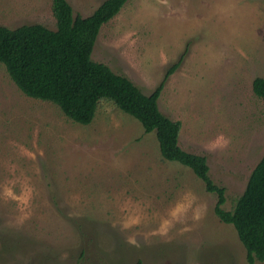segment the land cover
<instances>
[{"label": "rangeland", "instance_id": "obj_1", "mask_svg": "<svg viewBox=\"0 0 264 264\" xmlns=\"http://www.w3.org/2000/svg\"><path fill=\"white\" fill-rule=\"evenodd\" d=\"M52 1L0 0V25L56 29ZM68 1L87 16L104 0ZM183 54L159 108L182 121L180 146L206 155L232 209L264 152V100L252 86L264 77V0H127L101 27L92 57L149 94ZM220 134L228 147L207 151ZM9 188L31 190L23 210ZM188 192L201 218L190 211L167 235H153ZM217 201L191 167L162 155L155 131L114 102L101 100L91 123L76 122L23 93L0 62V264H247ZM125 207L142 213L139 227L121 230Z\"/></svg>", "mask_w": 264, "mask_h": 264}, {"label": "trees", "instance_id": "obj_2", "mask_svg": "<svg viewBox=\"0 0 264 264\" xmlns=\"http://www.w3.org/2000/svg\"><path fill=\"white\" fill-rule=\"evenodd\" d=\"M126 1L104 0L91 14L82 16L74 15L68 0H53L56 29L43 23L15 28L0 25V62L23 93L57 104L76 122L91 123L100 101L106 99L139 120L146 132L155 131L166 159L191 167L209 191L218 193L215 212L222 221L235 227L247 251V264H255L256 259L264 261V152L243 193L234 207L227 210L223 207L226 188L212 179L208 158L180 146L182 121L172 119L159 108L164 82L180 65L184 54L149 94L127 75L93 59L101 27ZM252 86L264 100V77H256Z\"/></svg>", "mask_w": 264, "mask_h": 264}, {"label": "clouds", "instance_id": "obj_3", "mask_svg": "<svg viewBox=\"0 0 264 264\" xmlns=\"http://www.w3.org/2000/svg\"><path fill=\"white\" fill-rule=\"evenodd\" d=\"M230 141L223 134L218 135L214 140L205 145V148L209 152H215L217 150L226 149ZM5 195L15 201L21 210L29 204L31 198V190L23 193L20 196H16L12 189H6ZM196 205V197L193 193H185L184 196L175 203L170 209L167 210V214L161 219L159 227L153 231V235H167L176 224H182L185 222V218L191 211L193 213V220H199L201 218V208ZM126 218L121 223V230L127 231L134 227H139L143 223V215L141 212L135 209L123 208ZM129 243L136 244L134 237H129Z\"/></svg>", "mask_w": 264, "mask_h": 264}]
</instances>
